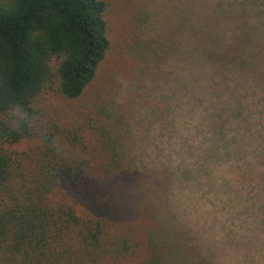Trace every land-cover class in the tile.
Listing matches in <instances>:
<instances>
[{
	"label": "trees",
	"instance_id": "16d2710c",
	"mask_svg": "<svg viewBox=\"0 0 264 264\" xmlns=\"http://www.w3.org/2000/svg\"><path fill=\"white\" fill-rule=\"evenodd\" d=\"M168 1L89 89L113 1L0 0V264H264V0Z\"/></svg>",
	"mask_w": 264,
	"mask_h": 264
},
{
	"label": "rangeland",
	"instance_id": "374dc122",
	"mask_svg": "<svg viewBox=\"0 0 264 264\" xmlns=\"http://www.w3.org/2000/svg\"><path fill=\"white\" fill-rule=\"evenodd\" d=\"M112 1V5L109 7L108 13L106 15L109 26V50L106 53L102 63L99 65L96 77L89 89H91L92 86H94V88L103 87L106 80H109L113 84L116 83L112 79L120 78L123 79V82L128 80V74L134 68L135 62L127 53L125 49V43L127 37L131 35L134 28L136 10L140 5H145L151 9L155 7V10L158 11L159 16L158 27H162V23L164 22V15L161 14L166 12L167 7H169L168 11L171 8V3L168 0ZM174 6H177V4ZM127 76L128 78H126ZM138 90L140 89L131 88L128 86V84H121V88L119 89L118 94L115 96L116 105H121L123 111L128 107L133 114L132 95L130 93L132 91L137 92ZM40 104L43 106L44 110H46L50 115H53L59 109V106H61L62 103L60 100L55 99L52 93L46 92L41 97ZM145 142L147 143V140ZM35 143V140L32 138H23L17 143H12L9 146L4 145V147L8 150L17 152L16 155L19 158V152H24L28 155L31 154V152L34 150Z\"/></svg>",
	"mask_w": 264,
	"mask_h": 264
},
{
	"label": "clouds",
	"instance_id": "9594fccd",
	"mask_svg": "<svg viewBox=\"0 0 264 264\" xmlns=\"http://www.w3.org/2000/svg\"><path fill=\"white\" fill-rule=\"evenodd\" d=\"M8 115L14 118L10 120V129L12 131L19 130L21 124L29 122V114L22 110L19 105L12 106Z\"/></svg>",
	"mask_w": 264,
	"mask_h": 264
}]
</instances>
